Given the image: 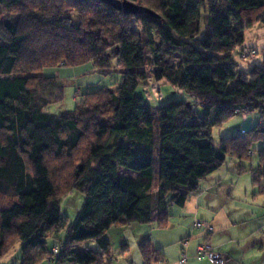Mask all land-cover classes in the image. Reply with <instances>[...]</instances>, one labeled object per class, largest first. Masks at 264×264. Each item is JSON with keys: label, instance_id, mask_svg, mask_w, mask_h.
<instances>
[{"label": "trees", "instance_id": "obj_1", "mask_svg": "<svg viewBox=\"0 0 264 264\" xmlns=\"http://www.w3.org/2000/svg\"><path fill=\"white\" fill-rule=\"evenodd\" d=\"M130 1L155 16L126 15L96 0H0L3 13L19 17L3 20L0 12V262L19 243L21 264H112L107 232L154 221L167 229L174 207L184 208L229 155L251 159L256 143L259 165L250 172L264 197V60L248 72L234 63L245 31L264 27V0ZM49 37L81 46L101 72L117 60L120 83L86 93L73 111L44 113L64 98L55 78L36 75L53 48ZM147 68L202 104L203 115L190 102H170L158 108L155 132L152 107L137 95ZM238 108L259 112L261 122L217 148L214 129ZM74 192L84 203L70 224L61 204ZM196 223L193 230H206L210 240L214 229ZM139 249L143 264L161 262L149 239Z\"/></svg>", "mask_w": 264, "mask_h": 264}, {"label": "rangeland", "instance_id": "obj_2", "mask_svg": "<svg viewBox=\"0 0 264 264\" xmlns=\"http://www.w3.org/2000/svg\"><path fill=\"white\" fill-rule=\"evenodd\" d=\"M0 12L3 13L1 7ZM2 18L3 20L19 19L17 15L11 16L6 13L2 14ZM49 39L53 40L52 43L54 45H52L53 48L44 50V56H46L48 62L45 63L41 71L36 72V75L40 74L45 77L55 78L57 83L64 88V98L62 102L49 106L44 113L58 116L64 112L73 111L86 93L101 89H112L120 83L121 75L117 70V60L111 61V68L109 70L101 72L92 62H89V59H84L85 54H79L80 51H85L81 46L77 45L75 48L72 44L70 46L69 44H61V39L59 38L49 37ZM244 47L252 50V54L248 58H244L243 56L242 49ZM253 51H255V54ZM58 53H61L63 57L57 56L60 59L56 61V54ZM72 58L77 60L78 66H69L70 59ZM263 60L264 27L256 24L251 29L245 31L244 46L234 52V63L239 71L248 72L253 66L261 65ZM146 71L150 73L149 77L139 85L137 95L152 107L155 132H157L158 125V108L170 102L181 100L190 102L193 105V109L197 107L198 114L200 116L203 115L202 104L175 89L166 80L156 81L150 68H147ZM233 111L238 115L225 122L221 128L214 129L213 131L214 142L217 148H219L222 139L242 135L243 132L254 129L261 122L259 112L248 113L247 110L239 108ZM261 148V143L253 144L251 150L256 153L249 160L238 161L229 155L225 165L217 171V176H221L223 181L220 188L221 199L215 209L216 211L222 209L227 218L236 221V224L232 228L228 229L227 227L219 232L217 231L211 235L212 238L210 236V240H207L205 239L204 229L193 230V222L190 223L186 220L184 224H180L181 219L185 220L195 217L194 212L193 214L191 212L189 215H182L181 209L179 211V208H174L169 227L165 230L158 229L157 222L154 221L151 225L134 224L127 228L113 229L107 232L104 238L110 242L112 257L108 261H112V264H143L139 244L145 239H149L153 247L160 252L161 262H157L156 264H179L182 255L185 254L183 251L189 245L191 248L189 246L188 250L190 249L191 252L189 254L187 251L186 254L188 264H210L208 260L197 257V248L206 243L213 248L215 253L219 254L223 263L264 264V254L259 249V246L264 243V197L259 195L257 188L253 187L250 172L259 165L257 151ZM152 149L155 155H157V140L153 143ZM79 158L82 157L78 156L76 159ZM155 158L154 170L157 177L159 160L157 156ZM241 167L245 171L239 173ZM65 168L66 165L64 166ZM221 174H225V177ZM222 198L223 201H221ZM83 203L84 196L79 192H74L70 198L65 197L61 204V211L68 223H75L83 207ZM216 211L212 209L201 210L199 222L202 225H206L207 221L211 223V219L208 220L202 217L206 216V214L215 215ZM179 212L180 218L178 217ZM120 233L123 235V238L119 235ZM199 234H203L200 240L197 238ZM184 241H189V245L185 247ZM154 244L161 246V248H158L156 245L154 246ZM86 245L92 250L98 251L95 243H88ZM53 246H55L54 242L50 241L49 247L52 248ZM192 256H195V260L191 258ZM21 261V245L16 243L0 264H21ZM41 264H54V262L44 261Z\"/></svg>", "mask_w": 264, "mask_h": 264}, {"label": "crops", "instance_id": "obj_3", "mask_svg": "<svg viewBox=\"0 0 264 264\" xmlns=\"http://www.w3.org/2000/svg\"><path fill=\"white\" fill-rule=\"evenodd\" d=\"M217 175H218V172L217 173L215 172L214 174L209 176L205 181H203L201 183V191L198 194L192 195L189 198L186 206L181 209V211H182L181 213H182V215H187V214L189 215V214H191V212H192V214L194 212L195 217H193L191 219H185V220L181 219V222L179 220L180 224H184L186 222V220H188L190 223L193 222V226H194V223L196 221H199L201 210H203V209L204 210H206V209L211 210L212 209L213 211H216V209H215L216 205L220 202V199H221L220 188H221L222 181H223V178L221 176H217ZM221 175L225 177V174H221ZM203 184H204V186H203ZM221 201H223V198ZM174 208H177V207H174ZM218 210L219 211L215 212V215L214 214H212V215L206 214V216L202 217V218H205L208 220H210V219L212 220L211 223H209V221H207L208 223L206 222L205 224H207L209 227L213 228L214 233L217 231L219 232L220 230H223L227 227H228V229L232 228V226L234 224H236V221H233V219L231 220V218L229 219L226 217V214L222 211V209H218ZM179 211H180V208H179ZM178 217L180 218V212H179ZM122 233H123V231H122ZM205 234H206V230H205ZM119 235L121 236V238H123V235L121 233ZM202 236H203V234H199V236L197 238H199V240H200V238ZM211 238H212V236H211ZM263 244H261L259 246V249L263 246ZM155 245L156 244H154V246ZM156 246L158 248H161V246H159V245H156ZM189 246H187L186 247L187 249L185 251H183L185 254H187V251L190 254L191 250L190 249L188 250ZM182 247H183V245H182ZM190 248H191V246H190ZM260 252L263 253L261 251V249H260ZM186 257H187V255H186ZM191 258L193 260H195L194 259L195 256H192Z\"/></svg>", "mask_w": 264, "mask_h": 264}, {"label": "built area", "instance_id": "obj_4", "mask_svg": "<svg viewBox=\"0 0 264 264\" xmlns=\"http://www.w3.org/2000/svg\"><path fill=\"white\" fill-rule=\"evenodd\" d=\"M251 51L252 50H250L249 48H245L244 47L242 49V52L244 53V55H243L244 58H248L252 54ZM253 53L255 54V51H253ZM201 227H202L201 223H196L195 224V228L200 229ZM211 231H212V229L210 228L209 232H211ZM59 252L60 251L58 249L54 250L55 255H58ZM197 252H198V257L199 258H206V259H208L211 262V264H224L223 260L219 256V254L215 253L214 250L208 245H203V246L199 247ZM186 258L187 257L183 254V257H182V259L180 261V264H186L187 263V259Z\"/></svg>", "mask_w": 264, "mask_h": 264}, {"label": "water", "instance_id": "obj_5", "mask_svg": "<svg viewBox=\"0 0 264 264\" xmlns=\"http://www.w3.org/2000/svg\"><path fill=\"white\" fill-rule=\"evenodd\" d=\"M96 1H99L102 4H105L109 7H111L115 11L124 13L126 15L148 14V15H151L153 17L155 16L154 13H152L151 11H149V10H147L141 6H137L128 0H124V1H120V0H96Z\"/></svg>", "mask_w": 264, "mask_h": 264}]
</instances>
